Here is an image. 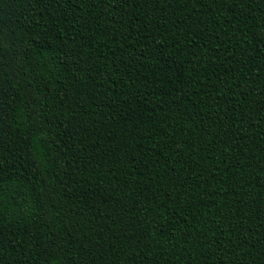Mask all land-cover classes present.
<instances>
[{
    "label": "trees",
    "instance_id": "1",
    "mask_svg": "<svg viewBox=\"0 0 264 264\" xmlns=\"http://www.w3.org/2000/svg\"><path fill=\"white\" fill-rule=\"evenodd\" d=\"M0 264H264V0H0Z\"/></svg>",
    "mask_w": 264,
    "mask_h": 264
}]
</instances>
